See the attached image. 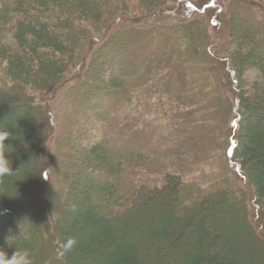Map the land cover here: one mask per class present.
Here are the masks:
<instances>
[{
	"label": "trees",
	"instance_id": "trees-1",
	"mask_svg": "<svg viewBox=\"0 0 264 264\" xmlns=\"http://www.w3.org/2000/svg\"><path fill=\"white\" fill-rule=\"evenodd\" d=\"M170 1L187 4L191 16L190 11L177 14L161 0H0V128L12 133L6 143L19 150L22 171L0 191V248L9 255L16 248L29 250L27 240L20 244L23 232L16 226V216L47 211L50 216L39 241L51 248L53 264L255 263L256 246L264 239L258 231L261 225L264 230V29L258 30L264 25V0H232L245 9L230 5L222 10L216 5L219 0H209L207 8H213L217 17L207 8L195 9L196 0ZM248 16L251 21L245 19ZM222 22L231 40L226 57L213 51L216 43L211 40V31ZM157 42H164V47H157L155 56L149 45ZM101 52L118 68L106 76L93 70L94 56L97 53L99 58ZM189 69L196 71L188 73ZM174 71H179L178 76ZM247 71L254 74L246 77ZM137 75L138 91L150 93L154 102L147 103L150 97L145 96L136 106L148 115L137 113L136 123L144 120L141 127L152 142L150 148L138 154L143 148L137 143L140 135L130 134L138 150L120 148L123 154L115 159L110 149L125 134L122 129L112 130L121 136L113 138L107 130V113L104 118L95 113L106 123L104 131L75 152H67L63 165L53 169L52 179L44 154L53 133L48 129L50 121L40 129L47 106L38 103L37 96H48L79 78L76 86L84 85L82 95L112 97L111 106L119 101L130 104ZM175 84L182 88L180 97L175 96ZM232 88L239 91L234 97ZM173 105L176 119L168 124L161 110ZM31 108L41 121L28 139L26 124L31 119L22 111ZM220 119L228 120L224 150L230 173L254 193L262 224L251 218L243 189L228 184L230 173L215 181L204 180V173L198 179L188 177L206 162L187 158L205 154L201 135L208 133V127L221 136L225 120L221 125ZM167 138L168 148L163 144ZM85 169L91 178L77 180ZM192 185L197 186L195 192L180 193ZM175 197L178 207L172 203ZM225 197L229 205L220 202ZM158 201L168 207L160 208ZM219 202L223 208L213 211ZM64 203L74 207L63 219L57 208L63 209ZM151 206L155 210L145 224L141 220L148 217ZM237 211L250 238L225 222L229 213L235 216ZM35 220L32 217L28 223ZM51 228L58 231V248Z\"/></svg>",
	"mask_w": 264,
	"mask_h": 264
},
{
	"label": "rangeland",
	"instance_id": "rangeland-1",
	"mask_svg": "<svg viewBox=\"0 0 264 264\" xmlns=\"http://www.w3.org/2000/svg\"><path fill=\"white\" fill-rule=\"evenodd\" d=\"M153 0H149V2L151 3ZM162 2L164 1L169 7L170 9H176L177 10V14L184 12L187 13L190 11V9L188 8L187 4H182V5H177L176 2L170 1V0H161ZM237 1H241V0H237ZM235 1V2H237ZM209 0H196L195 4L196 7L195 9H206L207 8V4ZM232 0H219V4L221 5V8L219 7L218 9L222 10V9H226L227 6L232 5V9H245L242 4L240 2H237L236 4ZM136 5V7H138V2L134 3ZM205 5V6H204ZM226 6V8H225ZM239 6V8H238ZM135 9H140V8H135ZM208 12L210 11H214L213 8H207ZM247 9V8H246ZM224 13L226 12L225 10H223ZM216 11L213 12L214 17H217L216 15ZM192 11L189 12V16H191ZM244 18V17H243ZM247 21H251L249 16L248 18H245ZM218 20V18H217ZM151 21V20H150ZM150 21H146V22H150ZM141 22L144 23V21H137V24ZM241 22L244 23L245 20L241 19ZM223 23V22H222ZM225 23H223L221 25V27L219 28L217 26V28H215L214 30L211 31L212 37L211 40L212 42L216 43L215 47L213 46V51H216L217 53H222L223 56H228L227 51L229 49V40L230 37L228 35V32L225 33L224 32V25ZM248 24V23H247ZM220 25V23H219ZM256 28V27H253ZM262 29H264V25L260 24V29H258L259 31H263ZM213 38V39H212ZM231 41V40H230ZM218 44V45H217ZM233 46V44L231 43V47ZM150 50L155 52V56L158 55V53H156L157 51V47L158 48H162L164 47V42H157L155 43L152 47L149 45ZM230 47V48H231ZM224 48H226L227 50H225ZM234 48V47H233ZM230 50V49H229ZM102 53V52H101ZM98 54L96 53L94 56V71H96L97 76L102 74H105V76L107 74H109L110 72H115L116 71V65L115 64H110V62H108L107 60V56L104 53H102L100 55V57L98 58ZM182 59H187L186 56L182 55ZM93 64V65H94ZM217 64V63H216ZM118 69V68H117ZM108 71V73L104 72V71ZM111 70V71H110ZM188 73H194V71H196L195 69H189L187 70ZM179 71L177 72H173V75L178 76ZM254 72L252 71H247L245 76L246 77H251V75H253ZM136 79L134 80V84H131L133 86L132 89V93H130V97L128 98L129 103H125L124 101H119L116 105H110L111 103V99H113L112 97H107L105 99H103V96L99 95V93L95 94L94 92H90L89 94H87L86 96L82 95V91L84 89V83L81 81L79 83H81L83 85V87H77L76 83H78L79 78H73L72 80H70L67 84H65L63 87H61L58 91L56 92H52L51 94H48V96H37L36 101L39 103H42L44 105L47 106V109L44 110L43 109V113H45V117H46V121H42L40 122V129L43 127V124L45 123L48 127L49 125V121L51 122L50 127L48 128L50 133H53L52 135V142H49L46 148V153L44 154L45 156V166L46 169L51 173L52 172V179L54 177L53 173V169L54 168H60L63 165V160H64V155L67 152L73 151V150H77V147L79 146H83L84 144H86L88 142V140L91 137H95V135H97L98 133H102L105 129L106 123L102 122L101 119H98V117L104 118V113H107V119H109L108 121V127L107 130L110 131L111 136L114 138L116 137H121L118 135V133L116 134H112V130H117L119 131V129H122V132L125 134L124 136H122L121 138V142L118 141L116 142V147L114 146V148H111L110 153L111 155L116 159L117 156H120L123 154L124 150H127L129 148L133 149V150H138V144H135L134 139L131 138L132 136L130 134H134L137 133L136 136L139 140V142L137 141V143H140L141 145L143 144V148L140 147V149H142V151H138L143 153L146 152V150H148L150 148V146L152 145V142H148L146 140V135L145 133V129H142L141 126H143V121L141 122V124L136 123V118H137V113H142L143 109L141 108H137L136 106H141V99L142 97L144 98L145 96L150 97L147 98L149 100V102L147 103H154L151 100V95L150 93H148L147 91H138L139 88H137L141 78L138 77V75L135 77ZM233 79H236L234 76L232 77ZM4 81V80H3ZM76 81V82H75ZM234 87L237 86V81L234 80ZM173 90L177 91L175 93L176 97H180L179 96V88L182 90V88L180 86H178L177 84L173 85ZM191 86H189L188 88H190ZM233 87V86H232ZM187 88V86H186ZM226 88V89H225ZM225 91L228 92L229 87L228 85L225 86ZM87 89L91 90V88L89 86H87ZM237 89V88H236ZM234 88H232L233 91V97H234V92H239L238 89L236 90ZM138 91V93H137ZM229 95L230 92H228ZM174 95V93L172 94ZM154 96V95H152ZM35 101V102H36ZM165 101V100H164ZM36 102V103H37ZM166 102V101H165ZM115 103V102H114ZM126 105H125V104ZM181 103V102H180ZM128 104V105H127ZM168 104V103H166ZM182 104V103H181ZM168 107V106H167ZM174 105L171 107L169 106L168 108H166L165 110H161L163 112L162 116L163 118H165V121L168 122L169 124V120L172 118V120H175L176 118L173 116L175 115V109H173ZM169 108H171V112L167 111ZM23 114H25L26 116L28 115L29 118L31 119V123H27L26 124V131L28 134V139L32 138V133L35 132L37 130V124L40 120V116L37 115V113L33 110V108L29 109V111L27 110L26 112L22 111ZM95 113L98 115V117H95ZM145 112H143V117H147L148 115L144 114ZM44 116V114H43ZM232 118V117H231ZM226 119V118H225ZM224 119V120H225ZM224 120L220 119V123L221 125L224 124ZM227 121L225 120V128L221 131H223V133L219 134V138H218V134L217 133H213L210 132L212 130V128L208 127L207 130L208 133L204 132L201 135V140L204 139L205 137V145H206V152L205 154H201L198 153L195 156H190L187 158L188 161L190 160H204L206 163L205 166H200L198 167H194L193 171L188 175V177H193L195 179H198V177L201 176L202 173H204V180H208V181H215L217 180H222V179H226V178H232V174L230 173V168H229V161H227V157L225 156V150H224V145L225 142L227 141V136L226 134H228V129L226 127L227 125ZM231 121V119H230ZM217 124V123H216ZM231 124V122H230ZM149 126V124H147ZM168 126V125H167ZM39 127V126H38ZM169 127V126H168ZM44 129V127H43ZM211 129V130H210ZM144 132V133H143ZM150 133V137L149 139H151L152 137V133L151 131H149ZM228 132V133H227ZM105 135V134H104ZM117 138V140H118ZM136 138V139H137ZM54 140V141H53ZM62 140H64V142H62ZM168 138L167 141L163 144L169 145V141L168 142ZM69 141V142H68ZM148 142V143H147ZM63 143V145L61 146V144ZM70 143V144H69ZM234 144V143H233ZM118 145V146H117ZM122 148L123 151L120 149ZM145 148V149H144ZM164 148V147H163ZM210 150V151H209ZM75 152V151H73ZM136 153V151H133ZM12 167L14 170H19V172L17 173L16 176H20L21 175V166L19 165V163L17 162V154L19 153V150H17L16 148L14 149V151L12 152ZM201 155V156H199ZM16 157V158H15ZM118 158V157H117ZM120 158V157H119ZM88 170V169H87ZM87 170H83L82 174L77 177V180H80L82 178V180H84L85 178L88 177V173ZM132 172V169H130ZM225 173H230L228 174V177ZM149 174H147L146 176H148ZM154 176V175H153ZM89 177L91 178V175H89ZM131 178L130 176L128 177V179ZM235 175L233 176L232 180L229 181V185L231 186V188L233 189V183H235V187L236 185L238 186V188H240L241 190L243 189V191L246 193L247 195V201L249 204V208H250V212H251V218L253 219V221H257V223L259 222L260 224H262L261 219H260V206H258L259 209V214H258V209L256 207V197L254 195V193L252 192V190L250 188H248L247 184L245 183L244 180H239L236 181L235 179ZM92 179H95V177H93L92 175ZM188 179V178H187ZM235 179V180H234ZM98 182V181H97ZM233 182V183H232ZM53 186H57V184H54ZM245 187V190H244ZM197 190V186L192 185L191 187H185L183 189L180 190V193L182 194V192H195ZM126 194L122 193V198L126 199ZM228 197L223 198L220 202H225L226 204H228L227 201ZM163 203H161L160 201H158V204L160 208H166L168 207V204H166L165 201H162ZM216 203L213 206V211H216L217 209L220 210L223 205V203ZM172 203L173 206L178 207L180 205L179 200L175 198L172 199ZM72 203H64L63 204V209H58L57 211H59V217L61 218H65L67 213L73 209L74 207V203L71 205ZM229 205V204H228ZM44 208H45V204H43ZM73 206V207H72ZM155 206V205H154ZM150 210H147L148 213V217H143L141 222H144L146 224V222L148 223V219L151 218L153 216V212L155 210V208H153V206H151ZM228 214V213H227ZM226 214V215H227ZM58 215V212H57ZM237 215V216H236ZM235 216H233L231 213H229L226 217L225 222H227V224L230 225V227H233L234 229L238 230H242L245 234V236H247L248 238H250V235L248 233L247 227L244 224V220L241 219V213L237 211V214ZM50 216L49 212L45 211L43 214L39 213V212H23L22 214H19L18 216H16V220L19 223L18 225H16L18 228L22 229L21 235L20 236V244L23 243V241L26 243L27 241V247L30 250L33 259H34V264H53L52 260L49 259V251L48 249V244L43 243L41 241H39L40 235L42 234V226L45 223V220L48 219ZM35 217V222L29 224V219ZM147 218V220H146ZM13 228V227H11ZM16 227H14L15 229ZM262 230V231H261ZM228 231V230H227ZM258 231H261L264 233L263 230V225H261L258 229ZM260 232V233H261ZM51 233L53 234L54 238H55V246L58 248L59 245V234L58 231L56 230V228H51ZM226 233V232H225ZM262 233V234H263ZM27 240V241H26ZM262 243H259L256 246L257 251L255 252V255L252 257V260H255V263L253 264H264V239L261 240ZM53 245V241H50L49 246ZM22 246V245H21ZM60 255V254H59ZM249 259V258H248ZM251 259H249L250 261Z\"/></svg>",
	"mask_w": 264,
	"mask_h": 264
},
{
	"label": "clouds",
	"instance_id": "clouds-1",
	"mask_svg": "<svg viewBox=\"0 0 264 264\" xmlns=\"http://www.w3.org/2000/svg\"><path fill=\"white\" fill-rule=\"evenodd\" d=\"M10 138H12V133L6 128H0V191L6 189L7 181L14 178L20 170H14L12 167L10 155L14 149L10 143H6ZM0 264H34V259L27 249L16 248L9 255L3 248H0Z\"/></svg>",
	"mask_w": 264,
	"mask_h": 264
},
{
	"label": "bare ground",
	"instance_id": "bare-ground-1",
	"mask_svg": "<svg viewBox=\"0 0 264 264\" xmlns=\"http://www.w3.org/2000/svg\"><path fill=\"white\" fill-rule=\"evenodd\" d=\"M214 4V3H213ZM216 5H218L220 8H221V5L218 3V4H216ZM225 8H226V6H225ZM227 9V8H226Z\"/></svg>",
	"mask_w": 264,
	"mask_h": 264
}]
</instances>
